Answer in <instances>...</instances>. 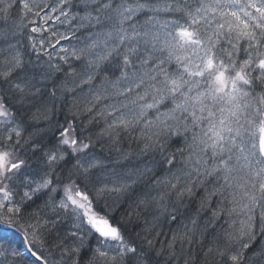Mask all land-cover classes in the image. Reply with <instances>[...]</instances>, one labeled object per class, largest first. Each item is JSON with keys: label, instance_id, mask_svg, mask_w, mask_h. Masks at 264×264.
<instances>
[{"label": "snow or ice", "instance_id": "1", "mask_svg": "<svg viewBox=\"0 0 264 264\" xmlns=\"http://www.w3.org/2000/svg\"><path fill=\"white\" fill-rule=\"evenodd\" d=\"M16 7L0 264H189L209 238L204 264H264V0H0V21Z\"/></svg>", "mask_w": 264, "mask_h": 264}, {"label": "trees", "instance_id": "2", "mask_svg": "<svg viewBox=\"0 0 264 264\" xmlns=\"http://www.w3.org/2000/svg\"><path fill=\"white\" fill-rule=\"evenodd\" d=\"M18 12H19L18 7L13 8L12 11H11V18L7 22L0 21V33H3L5 31H7V33H8L7 40L9 42H11L13 40V37L11 36V32H12V29H13V21L18 18V15H17ZM160 18L161 19H170V18H178V17L161 15ZM140 19L143 20L144 17L141 16ZM60 30L61 31H64L65 29L61 28ZM26 38H27V33H24V36L23 37H20L19 35L17 37H15V39H24V40H26ZM3 42H4V38L3 37H0V43H3ZM259 91H260L259 88H257V92H259ZM65 115H67V110L66 109H65L64 112L60 113L57 116V119H59L61 122H63V119H64ZM50 132L48 133V136L46 137V139L47 138H51L54 135V134H52ZM176 146H178V145H173V148H175ZM123 147L125 149H127L128 148V144L125 143ZM131 148L132 149H135L136 148V145L133 143L131 145ZM97 150L99 151V145L97 146ZM28 154H30V153H28ZM28 154H27V157L26 158H29V163L31 162L33 164V161H34L35 167L33 169H36L37 167H39V164H40L39 160L36 157L28 156ZM36 155L38 157L39 153H37ZM105 155H107V152H105ZM115 158L116 157L114 155L113 156V159H115ZM42 201H43V198L41 200L37 201V203H42ZM119 215H120L119 212L116 213L117 219L119 218ZM171 227L172 228H175L177 226L176 225H172ZM164 231L167 233L169 231L168 227H165L164 228ZM160 239L161 240H164L165 237L162 236V237H160ZM210 239L211 238H209V240H207V241L204 242L203 249H206L207 248L208 244L210 243ZM203 249L200 248L198 245H193L191 253L188 254L189 264H204ZM180 264H183V258L181 259Z\"/></svg>", "mask_w": 264, "mask_h": 264}]
</instances>
